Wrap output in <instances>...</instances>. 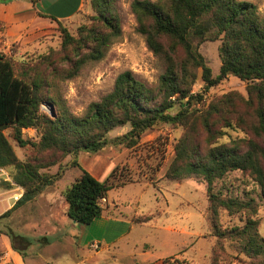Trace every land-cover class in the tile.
<instances>
[{
  "label": "trees",
  "instance_id": "1",
  "mask_svg": "<svg viewBox=\"0 0 264 264\" xmlns=\"http://www.w3.org/2000/svg\"><path fill=\"white\" fill-rule=\"evenodd\" d=\"M12 1L0 0V4ZM27 1L35 4L37 0ZM112 3L91 0L93 22L78 38L62 29L59 61L49 55L39 61L40 66H47L45 72L37 68L32 74L28 70L17 73L14 63L0 54V169L9 171L7 188L15 185L23 190L0 218L53 186L59 174L49 175L43 170L69 155L99 153L113 129L130 127L114 142L132 149L144 132L169 125L182 128L183 134L173 147L174 157L165 177L172 182L195 177L205 183L207 220L216 240L211 264H233L241 254L249 264H264V238L259 231V210L264 207V14L253 3L239 0H134L130 12L137 31L145 38L148 50L162 59L163 74L151 86L124 71L107 94L76 115L51 89L76 76L87 63L100 61L108 45L120 36ZM195 41H220L217 76H212ZM60 62L66 68H59ZM198 70L202 93L233 76L246 84L247 98L231 92L200 109L192 108L202 101L201 95L191 94ZM26 129H33L38 140L24 139ZM5 130H10L9 138L18 147L30 150L24 160L15 154ZM227 130H240L257 141L236 136L221 143ZM80 171L62 197L66 217L88 226L103 216L102 201L108 192L128 182H120L114 172L98 181L89 172ZM232 172L251 179L260 189L263 204L249 194L233 196L222 187L215 188L216 182ZM222 215L236 216L242 224L224 227ZM224 243L236 246L237 254L226 253Z\"/></svg>",
  "mask_w": 264,
  "mask_h": 264
},
{
  "label": "rangeland",
  "instance_id": "2",
  "mask_svg": "<svg viewBox=\"0 0 264 264\" xmlns=\"http://www.w3.org/2000/svg\"><path fill=\"white\" fill-rule=\"evenodd\" d=\"M48 1L41 0L44 9ZM133 1L113 0L111 7L121 34L108 45L104 57L98 62L87 63L76 76L51 89L53 95H59L66 101L74 114L81 115L88 104L107 94L116 77L124 71L132 72L137 79L151 86L156 85L163 74L162 59L148 50L145 38L137 31L135 18L130 12ZM239 1L253 3L258 12L264 14V0ZM94 15L91 0H83L81 8L72 18L50 22L16 39L6 37L4 24L0 22V54L14 63L17 73L28 70L32 74L37 68L45 72L47 66L41 67L39 61L46 55L59 61L62 29L73 38H78L83 28L92 24ZM59 17L52 14L50 19ZM194 45L205 59L212 76H217L220 41H195ZM61 63L59 68H66ZM202 90L203 82L198 70L191 94L201 95L202 101L193 104L192 108L200 109L231 92L247 98L246 84L233 76H227L207 93H202ZM176 108L171 111L172 114ZM129 130L128 125L113 129L107 135V145L97 154L81 152L76 156L69 155L48 170H43L49 175L59 174V177L53 186L34 200L19 205L0 218V253H6V258L13 264H211L216 240L210 234L207 220L205 183L195 177L178 182L165 177L174 157L173 147L183 129L156 126L144 132L132 149H127L124 143L118 145L114 142ZM226 132L221 143L236 136L257 141L240 130ZM4 134L9 138L10 130H5ZM22 137L38 140L33 129L23 130ZM9 141L20 160L30 155L29 149H21L10 138ZM80 169L89 172L98 181H104L114 172L120 182H128L108 192L107 199L102 201L103 216L88 226L73 224L66 217L62 197L63 191L79 177ZM3 171L7 179L0 177V192L13 196L12 191L17 186H5V182H10L9 171ZM221 187L228 195L245 197L249 194L263 204L259 198L260 189L246 174L230 173L216 182L215 188ZM259 217V231L264 238L263 206L260 207ZM107 219L111 220L110 223ZM222 224L225 227L241 225L242 222L236 216L222 215ZM95 244L97 248L92 246ZM223 248L232 256L237 254L236 246L230 243H224ZM232 261L233 264H249L242 254Z\"/></svg>",
  "mask_w": 264,
  "mask_h": 264
},
{
  "label": "crops",
  "instance_id": "3",
  "mask_svg": "<svg viewBox=\"0 0 264 264\" xmlns=\"http://www.w3.org/2000/svg\"><path fill=\"white\" fill-rule=\"evenodd\" d=\"M82 2L83 0H49L46 9H44L41 0H37L35 4L27 0H14L9 4H0V22L4 24L6 37L16 39L26 33L37 31L45 25H49L50 22H60L72 18L81 8ZM52 14L60 17L52 20L50 19ZM0 177L4 180L7 179L1 169ZM12 192L13 196L0 192V214L10 209L23 193L19 187H15ZM73 224L76 223L73 222Z\"/></svg>",
  "mask_w": 264,
  "mask_h": 264
},
{
  "label": "built area",
  "instance_id": "4",
  "mask_svg": "<svg viewBox=\"0 0 264 264\" xmlns=\"http://www.w3.org/2000/svg\"><path fill=\"white\" fill-rule=\"evenodd\" d=\"M43 109L47 110V107L43 106ZM94 248H97V244L92 245ZM6 253H0V264H13L11 260L6 258Z\"/></svg>",
  "mask_w": 264,
  "mask_h": 264
},
{
  "label": "water",
  "instance_id": "5",
  "mask_svg": "<svg viewBox=\"0 0 264 264\" xmlns=\"http://www.w3.org/2000/svg\"><path fill=\"white\" fill-rule=\"evenodd\" d=\"M52 114V113H51ZM51 116H53V115H51ZM74 222V221H73ZM75 223V222H74Z\"/></svg>",
  "mask_w": 264,
  "mask_h": 264
}]
</instances>
